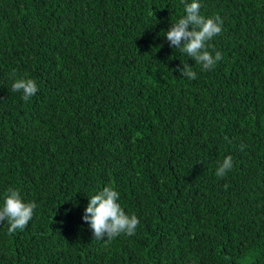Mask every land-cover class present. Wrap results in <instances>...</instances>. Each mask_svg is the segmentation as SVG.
Here are the masks:
<instances>
[{"label":"trees","instance_id":"obj_1","mask_svg":"<svg viewBox=\"0 0 264 264\" xmlns=\"http://www.w3.org/2000/svg\"><path fill=\"white\" fill-rule=\"evenodd\" d=\"M199 2L224 22L209 71L166 38L181 0H0V207L37 205L0 264H264V0ZM108 186L135 235L83 220Z\"/></svg>","mask_w":264,"mask_h":264},{"label":"clouds","instance_id":"obj_2","mask_svg":"<svg viewBox=\"0 0 264 264\" xmlns=\"http://www.w3.org/2000/svg\"><path fill=\"white\" fill-rule=\"evenodd\" d=\"M184 3V0H181ZM186 15L177 22L172 23L166 32V38L170 46L188 57L195 60V65L204 71L215 68L217 62L223 59L221 52L216 51L213 55L211 48L212 39L222 32L223 20L219 15L205 17L201 14V3L199 0H192L191 3H184ZM183 68L177 66L182 76L189 79H196L197 73L187 62H183ZM15 76V71L11 74ZM10 91L22 92V99L27 102L38 92V85L33 79H15ZM241 151L244 145L241 146ZM233 168L232 156L224 158L217 167L215 175L223 178ZM4 204L0 207V223H7L9 234L17 229H24L33 218L35 202H25L18 189L8 188L4 194ZM120 193L111 186L104 187L97 194L90 196L89 203L85 209L83 220L87 222L92 231L94 239L109 241L121 234L135 235L140 223L135 214H126L118 202Z\"/></svg>","mask_w":264,"mask_h":264}]
</instances>
